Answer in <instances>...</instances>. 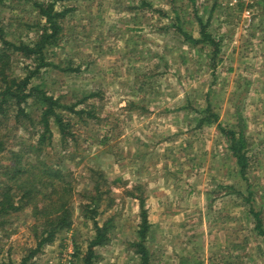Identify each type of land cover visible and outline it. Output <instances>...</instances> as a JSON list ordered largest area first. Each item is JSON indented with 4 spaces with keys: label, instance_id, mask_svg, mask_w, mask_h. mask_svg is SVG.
I'll use <instances>...</instances> for the list:
<instances>
[{
    "label": "rangeland",
    "instance_id": "374dc122",
    "mask_svg": "<svg viewBox=\"0 0 264 264\" xmlns=\"http://www.w3.org/2000/svg\"><path fill=\"white\" fill-rule=\"evenodd\" d=\"M51 2L70 10L29 86L59 101L65 131L52 117L40 145L32 99L0 115V206L17 207L0 215V264H83L94 221L107 234L93 264H140V196L149 264H264L250 210L264 229V2L245 15L217 0H0V33L33 43L35 5ZM9 63L19 78L36 66L18 52ZM239 124L245 174L220 130ZM19 162L32 172L16 181ZM43 162L66 174L71 223L37 248Z\"/></svg>",
    "mask_w": 264,
    "mask_h": 264
},
{
    "label": "trees",
    "instance_id": "16d2710c",
    "mask_svg": "<svg viewBox=\"0 0 264 264\" xmlns=\"http://www.w3.org/2000/svg\"><path fill=\"white\" fill-rule=\"evenodd\" d=\"M38 12L44 19L42 31L39 34L36 41L33 43H13L5 38L3 33H0V115L5 114L7 104L17 107L18 112H22V105H25L29 99L34 100L37 104L41 105L39 123L42 126L43 133L38 140L40 145H44L48 140V136L51 134L50 119L53 117L56 120L57 125L61 132L65 131V125L59 115L55 113L56 109L60 106L58 100L53 96L48 95L44 88L39 85H31L30 81L41 68L45 66H51L52 63L46 60V50L55 45L60 37V31L62 29L61 21L65 18L70 9L56 10L54 3H36ZM201 38L210 40V35L204 31L201 33ZM18 52L28 58H31L36 66L34 70L29 71L27 75L22 78L12 76L9 72V61L11 54ZM238 130L221 127V132L225 135L230 142L229 147L231 152L236 158L237 164L240 167V172L245 174L247 167V155H246V140L244 137V131L241 125H238ZM40 150V149H39ZM38 173L33 176L38 177L39 173H42L40 183L43 186L42 201L43 207L38 210L37 206L33 207L32 214L36 216L40 212L43 217L42 225H35V236L39 238L37 248L41 247L52 241L56 232L67 229L71 223V213L67 208L70 186L66 180V174L56 166H53L47 162L41 164V168L38 166ZM24 165L19 162V166L14 165L12 170L8 172L10 178H16V181L21 179L25 174L31 173ZM19 183V186L22 185ZM8 193L5 191V195ZM31 193L30 190L26 191V195ZM24 196V193L22 197ZM6 198V197H5ZM139 198L141 212V221L138 225L137 236L138 240L132 243L135 252L140 257V264H149V252L145 245V239L149 231L150 224L147 219L146 210L144 208V200L142 196ZM11 209H17L13 206V203H9L8 200H3L0 206V215L7 214ZM256 220L255 228L259 233L264 235V229H262L261 219L259 213L250 209ZM91 219L94 218V214L90 215ZM94 221V220H93ZM95 235L89 240L86 251L82 257L83 264H93V258L95 256V248L100 246L106 240L107 227L99 226L94 221ZM42 226V227H41ZM39 233V234H38ZM37 234V235H36ZM36 248V249H37ZM34 249V250H36ZM26 259L22 260L21 264H25Z\"/></svg>",
    "mask_w": 264,
    "mask_h": 264
},
{
    "label": "built area",
    "instance_id": "2783aa9c",
    "mask_svg": "<svg viewBox=\"0 0 264 264\" xmlns=\"http://www.w3.org/2000/svg\"><path fill=\"white\" fill-rule=\"evenodd\" d=\"M217 1L234 11L243 8L245 15H250L252 7L254 8L257 6L258 3L264 2V0H217Z\"/></svg>",
    "mask_w": 264,
    "mask_h": 264
}]
</instances>
